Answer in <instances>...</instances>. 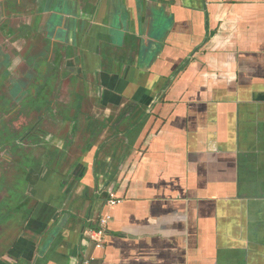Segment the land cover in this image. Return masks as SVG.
<instances>
[{"label":"crops","instance_id":"1","mask_svg":"<svg viewBox=\"0 0 264 264\" xmlns=\"http://www.w3.org/2000/svg\"><path fill=\"white\" fill-rule=\"evenodd\" d=\"M46 1L37 29L22 24L76 47L65 68L85 80L81 110L101 130L65 168L29 174L33 235L8 258L264 264V0H86L80 15L56 0L50 26ZM109 190L123 201L107 207ZM106 213L95 249L84 228Z\"/></svg>","mask_w":264,"mask_h":264},{"label":"rangeland","instance_id":"2","mask_svg":"<svg viewBox=\"0 0 264 264\" xmlns=\"http://www.w3.org/2000/svg\"><path fill=\"white\" fill-rule=\"evenodd\" d=\"M48 2V1H46ZM50 3V2H49ZM16 26H18L19 23L23 22V19L21 20H16ZM15 27V26H14ZM21 27V28H20ZM19 28L22 30V32H26L29 31L30 27H34L33 25L30 27H25L23 25H21ZM9 35L6 36H2V38H0V40H2V42H0V82L4 84H9V83H14V85L16 87H14L11 90V93L8 92L7 88H4V93H3V103H0V108L3 107L4 110L8 109L9 107H5L6 105V100L7 98L12 99L14 97L15 100H19L20 98L23 97V93L21 92V87L18 85V83L22 80H25L27 78H32V83H33V87L35 90L39 91L40 89L43 90H53L57 92H61L64 88L69 89L68 92L71 93V90H73V88L78 91V90H82V82L78 81L77 84L75 83L74 85V80H76L77 76L74 74L73 76L76 78H69L68 75L70 76V72H68L66 75L60 73V70H58V67H56V69H54V74H51V65L50 62L53 60L54 61V51H51V53H46V58L44 57L45 61L42 60L40 64H37L36 60H38V58H35L38 53L41 55V51H43L44 47H40L37 49H35V47H30L29 44L31 42L34 43H40L38 40L41 41V39H35L33 37H31L30 35H27V37L22 36L21 38L17 39V41L11 42L10 40H12V38L7 39L6 37H8ZM14 37V36H12ZM33 38V39H32ZM14 39V38H13ZM44 41V40H43ZM45 43V42H44ZM42 45V43H41ZM45 45H47L49 48L47 50L50 49V45L45 43ZM49 54V59L50 61H48L47 56ZM24 59V60H22ZM44 61V62H43ZM59 62V61H58ZM55 63V61H54ZM59 65V64H58ZM53 69V68H52ZM72 71V70H71ZM18 74V75H17ZM30 75V77H29ZM68 80H67V78ZM75 86V87H74ZM55 92L52 94L54 95ZM26 99V97H25ZM25 99L22 100V103L25 102ZM12 102V101H11ZM31 103V102H30ZM29 103V104H30ZM28 104V103H27ZM9 105V103L7 104ZM24 105V104H22ZM28 106V105H27ZM27 108V107H26ZM25 108V109H26ZM5 110V111H6ZM63 112H65V114H68L69 112L72 113L73 111H69L68 112V108H66L65 110H62ZM88 122H91L90 120H88ZM19 122L16 124V126H19ZM16 127L17 130L19 127ZM62 127H64L63 125H60ZM59 126V127H60ZM57 128V127H56ZM65 128V127H64ZM52 131L53 132L51 134V136L49 137L48 140V145L50 146V148H48L49 150L52 151V153H54L57 156V152L54 146H51V143L49 142L51 139L53 141H57V139H55L54 135L56 136V133L54 132V128L52 126ZM59 130V129H58ZM60 130H65V129H60ZM61 134V132H60ZM59 134V135H60ZM47 136V134L45 135ZM78 136V135H77ZM77 139V137H76ZM75 139V140H76ZM7 141V140H6ZM27 143V141H26ZM78 145H83L86 142H83L81 139L78 141ZM28 144V143H27ZM7 147V144L5 142V140H2L0 142V172H3V176L4 177V182H3V187L0 190V203H4V205L2 206V208L0 207V212L2 213L0 215V259L4 261V264H9L12 263V258H8V257H12L11 253H12V249L14 247V245L17 242V238L20 235H24L23 233H27V235H33L30 232H26L23 231V228H21V221H22V216H24V214H26L27 211H29V209H33L35 208V200L31 197L30 192H26L25 190H31L30 189V185L28 183L29 180H27V174H28V170L31 168V165L33 163L30 162L29 157L30 158H34V157H39L37 160H43L45 161L47 158H45V156L47 155H43L45 150L44 148H38L35 149V145L31 147L30 150H24L22 148H20V155L19 158L17 159V162H13V165H9V168L7 166L6 169H4V161L6 160H12L15 159L13 157L12 153L8 152L10 151ZM60 149V148H58ZM81 150L80 148H77V150ZM35 152L39 155H35ZM80 152V151H79ZM78 152V153H79ZM33 153V154H32ZM74 153V152H72ZM80 154V153H79ZM29 155V156H28ZM78 154L74 153V156H77ZM43 157V159H42ZM72 157V156H71ZM73 159V158H71ZM16 161V160H15ZM7 162V161H6ZM11 163V162H10ZM11 166V170L10 169ZM67 166V165H66ZM65 166V167H66ZM65 167H56L57 169H63ZM16 205V207L12 208L13 205ZM20 208L22 209L21 212ZM32 210V211H33ZM32 214V213H31ZM24 223V219L22 224ZM25 224V223H24ZM23 231V232H22ZM5 257V258H4Z\"/></svg>","mask_w":264,"mask_h":264},{"label":"flooded vegetation","instance_id":"3","mask_svg":"<svg viewBox=\"0 0 264 264\" xmlns=\"http://www.w3.org/2000/svg\"><path fill=\"white\" fill-rule=\"evenodd\" d=\"M23 0H3L0 2V12L2 15V12H6L7 10H10L14 13V17L19 18V20L23 19L25 20V24L26 19L31 16V22H34V18H33V13H32V8L33 6H31L30 4H28L29 9H27L26 11L23 12V8L20 6V4H22ZM31 1V0H30ZM17 3V4H15ZM11 4H15L14 6H11ZM23 23V22H22ZM22 23H19L18 26L15 27L14 30H11V32H7L6 30H3L0 28V38H2V36H6L9 35L8 37H6L7 39L12 38V40H10L11 42H13V38H15V42L16 39L21 38L22 36L27 37V33L29 31L26 32H22V30L20 29L21 25H23ZM20 27V28H19ZM27 27V26H25ZM28 28V27H27ZM14 36V37H12ZM32 37V36H31ZM0 42H2V40H0ZM14 42V43H15ZM46 41H43V39L40 41V43H38L37 45H35L34 42H31L29 44L30 47H35L37 46L38 48H42L44 47L43 51H41V55L38 53L37 55H35V58H38L39 60H36L37 64H40L42 60L45 61L44 57L46 56V53H49L50 50H47L49 47L47 45H45ZM42 43V45H41ZM36 47V48H37ZM46 58V57H45ZM48 61H50L49 59V54L47 56ZM24 60V59H22ZM67 60V59H66ZM43 61V62H44ZM50 67L53 70L52 73L54 72V69H56V65L59 66L58 64H54V61L52 60L50 62ZM55 67V68H54ZM51 73V74H52ZM54 74V73H53ZM74 73H71L70 76L68 75L69 78H75L73 76ZM18 75V74H17ZM66 75V74H64ZM30 77V75H29ZM67 78V76H66ZM68 80V78H67ZM32 78H27L26 81L22 80L18 83V85L22 88L21 92L24 94L22 98H20L19 100H15L14 97L12 99L7 98L6 100V105L5 107H9L6 111L4 110L3 107L0 108V142L2 140H5L7 147L10 151L9 153L13 154V157L15 158L16 156L19 158V153L21 150L20 148L24 149V150H30L32 146H36V145H42V146H46L48 145V140L50 137V133L49 130L52 128L53 125H55L58 122H61L60 120H57L55 118V112L56 109L63 106L65 107L67 103H65L64 101H67L69 99V95L67 96V89L64 88L60 93L56 91L51 90H43L40 89L39 91L35 90L33 87V83L31 82ZM4 88L8 89V92L11 93V90L16 87L14 85V83H9V84H4L0 82V103H3L4 97H3V93H4ZM73 90L75 91V89L73 88ZM55 92L54 95H52ZM26 97V99H25ZM71 98V97H70ZM25 99V102L22 103V100ZM12 101V102H11ZM31 102V103H30ZM9 103V105H7ZM28 103V104H27ZM30 103V104H29ZM24 104V105H22ZM63 104V105H62ZM28 105V106H27ZM27 107V108H26ZM26 108V109H25ZM19 124V128L17 130V123ZM41 132H45L46 134H48L47 136H41ZM7 140V141H6ZM27 141V143H26ZM15 158L12 160H6L4 161V169L9 168V165H13V162H17L18 158ZM16 160V161H15ZM11 162V163H10ZM40 168H48L51 169L48 166H42ZM1 169V168H0ZM11 170V166L10 169ZM36 171V169L34 168H30L28 170V174L27 176H29L30 173H32L33 171ZM3 176V172H0V190L3 187V182H4V177ZM4 205V203H0V207L2 208V206ZM16 207V205L14 204L12 206V208ZM1 211V210H0ZM2 213H0L1 215ZM1 219V218H0ZM9 264H21L18 260L9 263Z\"/></svg>","mask_w":264,"mask_h":264},{"label":"water","instance_id":"4","mask_svg":"<svg viewBox=\"0 0 264 264\" xmlns=\"http://www.w3.org/2000/svg\"><path fill=\"white\" fill-rule=\"evenodd\" d=\"M74 1H75V8H73L72 7L73 5H71V7L68 8V9H70V10L72 9L73 12L75 11V13H77L78 15L83 14V12L86 10V6H87L86 3H87V1L86 0H74ZM49 2H48V5H47V8H46V11H45V12H47V26L53 25V23H55L56 20L59 19V17H57L56 14L58 13V11H60V6L58 5V3H56V0H51ZM36 3H37V0H31V1L30 0H23L22 1V4H20V6L23 8V12L26 11L27 9H29L28 4H30L33 7L35 5L36 6L35 7V10H37V6L38 5H36ZM15 4H17V3H15ZM15 4H11V6H14ZM33 18L34 19L36 18V22L34 20L33 24L34 25L36 24L35 25V28L37 29L38 28V25L40 24V23H38L39 17L36 15V17L33 16ZM16 20H19V18L14 17V13L12 11L7 10L6 12H2V21L1 22L5 24V27L6 28H8V27L15 28L16 27V23H17ZM40 20H41V18H40ZM40 20H39V22H40ZM60 20H61V18H60ZM39 38L40 37H37L36 39H39ZM38 41L40 42V40H38ZM45 41H46L47 44L50 45V49H49L50 50L49 51L50 53H51V51L55 50L54 51L55 52L54 53V56H56V58H59V56H63L62 62L59 59V62L57 63V64H59V66L56 65V67H58V70H60L61 75L62 74H67L68 72H70L68 69L65 68V62H66V59L68 60V59L72 58V56H74V54L76 53V47L73 46V45H71L70 43H63V42L59 41L55 37V34H51L50 35L48 33V36L45 37ZM35 45H37V43H35ZM35 49H37V48L35 47ZM52 71L53 70L51 69V73H52ZM78 81H80L79 78H76V80H74V82H73L74 85H75V83L77 84ZM83 82H85V80H83ZM83 82H82V84H83ZM82 87H84V84H83ZM77 92H80V90H78ZM68 112H69V110H68ZM55 114H56V117L55 118L57 120H60L61 121V122H58L55 125H53V128L55 129L54 132L56 133V136L54 135V137H55V139H57V141H53L51 139L49 142L51 143V146H54L55 147V149H58V148L62 149L63 146H64L65 137H67V140H68L67 149H66V155L63 156L64 159H60L58 161V163H60L59 164V168H60L61 166L62 167H65L68 164V160L71 159L74 156V153L77 154L76 149L79 148L78 141L80 139L82 140L84 138L86 139L89 136H92L91 135L92 134L91 133V127H90V123L91 122H88V120H86L85 118L84 119H81L80 117H78V114H75L74 112H72V113L69 112L68 113V115L70 116L69 119H64V120L62 119L61 112H59V113L58 112H55ZM58 115H59V117H58ZM68 115L66 114V116H68ZM77 118H78V121L76 122V119ZM60 125H63L65 128L62 127V126H60ZM96 128H98V129L96 131V135H94V137L92 139V142L93 143L97 142V140H98V134H99V132L101 130V128H99L98 126ZM60 129H65V130H60ZM51 131H52V129L49 130V133L50 134L53 133ZM60 132H61V134H60ZM43 135L45 136L46 133L45 132H41V136H43ZM76 137H77V139H76ZM86 142H87V140H86ZM37 147L40 149V148H42V145H36L35 146V149H37ZM48 147L50 148L49 145H48ZM72 152H74V153H72ZM25 191L26 192H31L30 190L29 191L28 190H25ZM35 202H36V200H35ZM34 204H36V203H34ZM95 220H94V222L92 224H89V226H86L84 228V230L86 228H88V227L94 226L95 225ZM22 222L23 221L20 222L21 223V226H22L21 228H23V230H24V227H25L26 222H24L25 224L24 223L22 224ZM51 224H50V226H51ZM47 228L48 227H46V229ZM43 232L44 231H42L40 233V237L36 241V246L37 247L40 245V242H41V240H42V238L44 236L43 235L44 234ZM83 235H84V232H83ZM85 239L88 240L86 237H85Z\"/></svg>","mask_w":264,"mask_h":264},{"label":"trees","instance_id":"5","mask_svg":"<svg viewBox=\"0 0 264 264\" xmlns=\"http://www.w3.org/2000/svg\"><path fill=\"white\" fill-rule=\"evenodd\" d=\"M93 13H94V10L92 11ZM93 13H92V15H93ZM92 17V16H91ZM69 89H67V91H68ZM68 95H69V92H67V96L66 97H68ZM70 97H69V99L67 100V101H64L65 103H67L68 102V104L65 106V107H63V106H61V107H59V108H57L56 109V112H61V114H62V119L64 120V119H69V115L68 116H66V114H65V112H63L62 110H65L66 108H68V110L69 111H73L75 114H78V117H80L81 119H86V120H92V118L90 117V115H88V114H86V113H82V110H81V107H82V99H83V96L79 93V92H77V91H74V90H71V93H70V95H69ZM63 105V104H62ZM55 117H56V114H55ZM58 117H59V115H58ZM73 119V118H72ZM78 121V118L76 119V122ZM100 124V123H99ZM98 124V126H101V125H99ZM90 127H91V135L92 136H89L88 138H86V140H87V142H92V139H93V137H94V135H96V131H97V129L98 128H96L97 126H96V124L95 123H93V121H91V123H90ZM51 136V135H50ZM86 142V143H87ZM67 143H68V140H67V137H65V141H64V146H63V148L62 149H56V152H57V156L54 154V153H52V151L51 150H49L48 148V145H46V146H42L43 148H44V150H45V152H44V156L45 155H47V156H45V158H47L45 161H43V160H37L39 157H34L33 159L32 158H30L29 157V160H30V162L31 163H33L32 165H31V167L32 168H34V169H36V170H38V169H40V167H42L43 165L45 166H48V167H50V168H52V169H56V167H58L59 166V164L60 163H58V161L60 160V159H64L63 158V156L64 155H66V149H67ZM51 149V148H50ZM33 154V153H32ZM35 155H39V154H37L36 152H35ZM29 156V155H28ZM42 159H43V157H42ZM70 160H68V162H69ZM67 165H69V164H67ZM70 166H72V165H70ZM71 168V167H70ZM32 197V196H31ZM35 205V204H34ZM21 208H20V211H19V213L21 212ZM32 210L33 209H29V211H27L26 212V214H24V216H22V221H23V219H24V222H27L28 220H29V218H30V215H31V213H32ZM1 213V212H0Z\"/></svg>","mask_w":264,"mask_h":264},{"label":"built area","instance_id":"6","mask_svg":"<svg viewBox=\"0 0 264 264\" xmlns=\"http://www.w3.org/2000/svg\"><path fill=\"white\" fill-rule=\"evenodd\" d=\"M123 201L122 197H119L113 190L107 192L105 198V205L107 207L115 206ZM111 219L109 214H101L96 220L95 225L88 227L84 231V236L90 241L95 249H101L105 244V237L107 232V226ZM90 259H85L84 264L89 263Z\"/></svg>","mask_w":264,"mask_h":264}]
</instances>
